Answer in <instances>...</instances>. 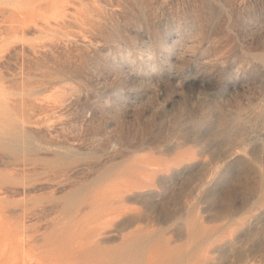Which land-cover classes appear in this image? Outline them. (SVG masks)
Segmentation results:
<instances>
[{"label":"rangeland","instance_id":"1","mask_svg":"<svg viewBox=\"0 0 264 264\" xmlns=\"http://www.w3.org/2000/svg\"><path fill=\"white\" fill-rule=\"evenodd\" d=\"M156 244L264 264V0H0V264Z\"/></svg>","mask_w":264,"mask_h":264},{"label":"bare ground","instance_id":"2","mask_svg":"<svg viewBox=\"0 0 264 264\" xmlns=\"http://www.w3.org/2000/svg\"><path fill=\"white\" fill-rule=\"evenodd\" d=\"M164 252H165V248L163 246L156 244L147 252L146 264H169V262L167 261L164 260L162 261ZM261 254H262L261 258L264 259V253Z\"/></svg>","mask_w":264,"mask_h":264}]
</instances>
